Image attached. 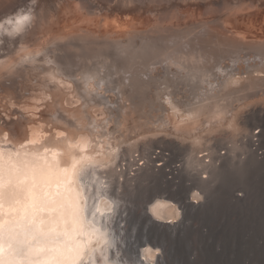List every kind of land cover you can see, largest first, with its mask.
Here are the masks:
<instances>
[{"label": "bare ground", "instance_id": "6f19581e", "mask_svg": "<svg viewBox=\"0 0 264 264\" xmlns=\"http://www.w3.org/2000/svg\"><path fill=\"white\" fill-rule=\"evenodd\" d=\"M255 97L264 101V0H0V264H117L124 244L136 257L146 240L133 232L150 227L156 195L191 220L202 207L189 194L202 187L210 199L213 188L156 155L137 178L172 190L137 213L118 208L99 174L125 160L122 128L139 129L157 105L165 131L197 144L213 126L251 131V109L264 114ZM177 211H157L165 239ZM145 251L143 264L159 256Z\"/></svg>", "mask_w": 264, "mask_h": 264}, {"label": "rangeland", "instance_id": "374dc122", "mask_svg": "<svg viewBox=\"0 0 264 264\" xmlns=\"http://www.w3.org/2000/svg\"><path fill=\"white\" fill-rule=\"evenodd\" d=\"M251 101V104L259 101L258 107L264 106V101L256 97ZM155 106L158 108L156 111L142 109L148 111L152 121L140 118L138 122L143 124L139 129L121 127L125 130H121V133L126 136L122 143L123 150L127 149L123 158L125 160L119 161L117 167L103 168L99 174V183L102 187L114 186L116 193L121 196V200L115 199L118 208L121 206L137 213L141 209V203L152 192L160 189L172 190L169 184H156L137 178L141 169L149 163L150 157L161 155L163 161L156 162L155 165L166 163V171L175 168L176 175L197 176L209 181L213 193L210 199H207L205 189L198 187L189 194L190 199L196 197L195 200L200 201L198 207H202L199 208L200 213L191 220H184L171 196H166V193L156 195L155 199L146 205L143 214L150 227L135 230L132 236V241L146 240L145 245L138 247L135 257L130 252L131 246L124 244L123 249L116 252L119 259L117 264H143L145 250L159 255L149 264H264V114L257 108L251 109V115L247 118L255 124L251 131L242 124L213 126L205 131L199 143L195 144L189 138L183 141L165 131L160 121L163 111ZM103 111H107L106 107ZM107 118L106 115L105 119ZM115 122L113 125L116 129L119 125ZM205 129L206 127L200 130ZM248 137H251L253 142L251 147L246 140ZM214 138L218 140L214 141ZM159 142L162 143L155 148ZM171 142H177L179 149L165 147ZM249 156L254 162L248 172L242 168L241 162ZM215 167H220L221 172L213 176ZM224 169L225 171H222ZM172 175L168 177L171 178ZM174 182L180 185L178 179ZM138 183L141 186L131 190V187ZM232 194L242 199L241 203H230L229 197ZM167 206H173L179 215L177 213V223L168 229L171 236L168 235L165 239L156 230L161 225L154 221L159 217L157 211ZM117 207L113 204L115 210ZM120 226L124 227L125 223H120Z\"/></svg>", "mask_w": 264, "mask_h": 264}, {"label": "snow or ice", "instance_id": "6c2138e0", "mask_svg": "<svg viewBox=\"0 0 264 264\" xmlns=\"http://www.w3.org/2000/svg\"><path fill=\"white\" fill-rule=\"evenodd\" d=\"M25 19H27V17H25Z\"/></svg>", "mask_w": 264, "mask_h": 264}]
</instances>
